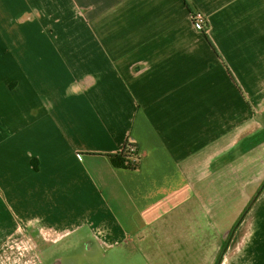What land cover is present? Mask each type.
Masks as SVG:
<instances>
[{
  "label": "crops",
  "instance_id": "crops-1",
  "mask_svg": "<svg viewBox=\"0 0 264 264\" xmlns=\"http://www.w3.org/2000/svg\"><path fill=\"white\" fill-rule=\"evenodd\" d=\"M262 105L264 0H0V249L47 228L139 250L174 227L215 264L229 229L214 223L258 196ZM245 142L251 161L233 163ZM212 168L227 183L214 210Z\"/></svg>",
  "mask_w": 264,
  "mask_h": 264
},
{
  "label": "rangeland",
  "instance_id": "rangeland-1",
  "mask_svg": "<svg viewBox=\"0 0 264 264\" xmlns=\"http://www.w3.org/2000/svg\"><path fill=\"white\" fill-rule=\"evenodd\" d=\"M194 25L200 32L206 30L204 25L200 26L195 23ZM257 109L258 110L255 112L257 114V120L259 121V133L257 132L258 130H256V133L253 135V139L255 141V145L259 142L260 146H264V138H262L264 135V105ZM248 142H251V140ZM248 142H245L241 147L242 154L240 155L241 157H239L241 159H236L235 161L232 159L231 161H233V163L239 164L242 159V163L251 161L249 157H246L249 155L248 150L251 146ZM231 156L234 157L236 155L232 154ZM263 157L264 154L261 152V158L259 159L260 164H258L257 159L252 160V162H254V166L258 164L261 168L260 176L262 177L258 193L257 188L256 190L253 189L252 194L250 189L243 191V201H245L244 203H246V205L252 200L253 195L256 193L258 194V196L254 198L252 204L253 207L251 206L252 209L250 210L249 208L250 214H246L247 211L244 213L243 210L237 220L235 216L229 218L228 215H225L224 217L226 218H224L223 221L229 218L228 224H226L225 227L220 226V223L218 222L214 223L215 226L213 228H218L217 233L219 235L223 233L224 229H229L228 234L226 235L228 242H225L228 243L227 250L230 247V258L226 260L227 264L253 263L255 261L254 254L257 252L258 244L262 246L264 242ZM225 163L228 164L229 160L226 159ZM246 168L244 164L241 166V173H243L241 178H243L245 183H247V180L250 179ZM220 171H222L220 168H212V176L208 179L207 174L205 175L206 190L204 188L203 193L205 194L208 191L210 198L206 197L205 199L213 210L215 208V203H220V198H223L224 189L220 190L222 184H227L224 183L225 180L222 181L220 179L221 177H224L223 174H225V172ZM255 171L258 172L257 168ZM228 176L231 178L238 177H233L231 172ZM228 185L235 186V183L232 182ZM223 188H225V185H223ZM238 193L240 194V191H238ZM225 205L222 215L225 213L226 208L227 211L228 208H233V205L229 202L225 203ZM242 216L244 217L242 218ZM226 232L227 231H224V234ZM183 233L184 232L179 231L176 232L173 227L171 237H168L167 240H156L155 238L152 239L153 241L146 240L142 243H146L143 249L139 248V250H131L128 248H115L108 251L106 249V252L103 250L102 253L97 255L98 253L94 254V250H86V252L83 251V242L81 241L83 239L78 238L77 234H62L56 230L47 228H39L30 236L28 234L25 236H22L21 234L17 236V233L15 232L13 234V238L9 239V241L11 240L8 242L9 245L5 247L4 250L0 249V264H53L57 258H60L61 254H67L68 259H63V263L61 261H57L55 264H171L172 261H174L173 264H199L203 250H198L197 248H194L195 250L186 249L188 246L183 243ZM5 235L6 233L0 234V244L4 239L3 236ZM155 242H157V244H155ZM187 242L189 245L196 243L192 239L187 240ZM174 245H176V248H174ZM87 248L89 249V245H87Z\"/></svg>",
  "mask_w": 264,
  "mask_h": 264
},
{
  "label": "built area",
  "instance_id": "built-area-1",
  "mask_svg": "<svg viewBox=\"0 0 264 264\" xmlns=\"http://www.w3.org/2000/svg\"><path fill=\"white\" fill-rule=\"evenodd\" d=\"M191 20L197 25L205 26V19L199 12L192 14ZM121 159V164L123 167L137 169L140 165L142 154L134 146H128L125 148L123 153H121Z\"/></svg>",
  "mask_w": 264,
  "mask_h": 264
},
{
  "label": "flooded vegetation",
  "instance_id": "flooded-vegetation-1",
  "mask_svg": "<svg viewBox=\"0 0 264 264\" xmlns=\"http://www.w3.org/2000/svg\"><path fill=\"white\" fill-rule=\"evenodd\" d=\"M94 242H96V241H94L92 239L87 240L83 244V251L86 252V250H94L95 251L94 254L98 253L97 255L102 253V251L104 250L103 247H100L99 245H96L97 242L96 243H94ZM87 245H89V249L87 248ZM65 257H67V254H65V255L61 254L60 258H57V260H55L53 264H55V262H57V261H61L63 263V259H68V257L67 258H65Z\"/></svg>",
  "mask_w": 264,
  "mask_h": 264
},
{
  "label": "trees",
  "instance_id": "trees-1",
  "mask_svg": "<svg viewBox=\"0 0 264 264\" xmlns=\"http://www.w3.org/2000/svg\"><path fill=\"white\" fill-rule=\"evenodd\" d=\"M121 166H122V164H121ZM123 167V166H122ZM264 185V184H263ZM261 193V192H260ZM247 211V209L244 211V213ZM244 216H242V218H243ZM240 223V222H239ZM239 223H238V225H239ZM237 225V226H238ZM227 248H228V243H225L224 245H223V247H222V249H221V252H220V254H219V257H218V260H217V263L216 264H220L221 263V260H222V258H223V256L225 255V253H226V251H227Z\"/></svg>",
  "mask_w": 264,
  "mask_h": 264
}]
</instances>
